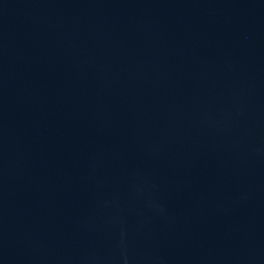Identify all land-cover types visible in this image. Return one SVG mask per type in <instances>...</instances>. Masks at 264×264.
<instances>
[{"label": "water", "instance_id": "95a60500", "mask_svg": "<svg viewBox=\"0 0 264 264\" xmlns=\"http://www.w3.org/2000/svg\"><path fill=\"white\" fill-rule=\"evenodd\" d=\"M0 264H264V0H0Z\"/></svg>", "mask_w": 264, "mask_h": 264}]
</instances>
